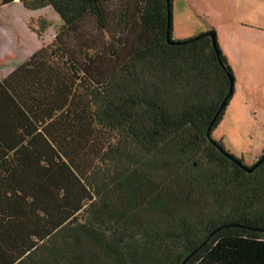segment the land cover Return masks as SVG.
I'll return each mask as SVG.
<instances>
[{
  "label": "trees",
  "instance_id": "trees-1",
  "mask_svg": "<svg viewBox=\"0 0 264 264\" xmlns=\"http://www.w3.org/2000/svg\"><path fill=\"white\" fill-rule=\"evenodd\" d=\"M16 1L62 25L0 78V264H183L219 227L187 264H264V160L212 138L230 99L209 132L235 85L215 29L174 40L173 0L176 44L168 0Z\"/></svg>",
  "mask_w": 264,
  "mask_h": 264
},
{
  "label": "rangeland",
  "instance_id": "rangeland-1",
  "mask_svg": "<svg viewBox=\"0 0 264 264\" xmlns=\"http://www.w3.org/2000/svg\"><path fill=\"white\" fill-rule=\"evenodd\" d=\"M0 7V74L4 76L50 43L62 22L51 7L32 11L19 1ZM210 26L216 29L235 77L233 95L212 138L252 166L264 153V0H173L174 40L197 36Z\"/></svg>",
  "mask_w": 264,
  "mask_h": 264
},
{
  "label": "water",
  "instance_id": "water-1",
  "mask_svg": "<svg viewBox=\"0 0 264 264\" xmlns=\"http://www.w3.org/2000/svg\"><path fill=\"white\" fill-rule=\"evenodd\" d=\"M170 5H171V1L168 0V6H169V11H168V42L170 44H176L177 42L174 41L172 38H171V35H170V28H171V24H172V11L170 9ZM233 94V87L230 89L229 91V94L227 95V97L225 98V100L223 101L221 107L219 108L217 114L215 115L214 119H213V122L212 124L210 125L209 127V132H211L212 130V127H213V124L214 122L216 121V119L218 118V115L220 114V112L224 109V107L226 106L227 104V101L230 99L231 95ZM222 151L224 153H226L227 156H229L231 159H235L233 156H231L230 153H227L225 152L223 149ZM264 160V156L261 157L254 165L252 166H246L244 165L242 162L238 161V160H235L236 163L241 167L243 168L245 171L247 172H253ZM239 226V225H238ZM223 227H219L217 229H215L214 231H212L209 235V237L201 244L199 245L196 249H194L187 257L186 259L183 261V264H187V262L193 257L195 256L208 242L209 240L217 233L219 232ZM255 230H261V229H255Z\"/></svg>",
  "mask_w": 264,
  "mask_h": 264
},
{
  "label": "crops",
  "instance_id": "crops-1",
  "mask_svg": "<svg viewBox=\"0 0 264 264\" xmlns=\"http://www.w3.org/2000/svg\"><path fill=\"white\" fill-rule=\"evenodd\" d=\"M16 2H17V1H16ZM12 4H13V3H12ZM12 4H8V5L11 6ZM21 4H22V3H21ZM6 6H7V5H6ZM23 7H24V6H23ZM0 8H2V7H0ZM211 27L214 28L213 26H210V28H211ZM210 28H209V29H210ZM214 29H215V28H214ZM215 30H216V29H215ZM35 52H36V51H35ZM32 54H33V53H32ZM32 54H31V55H32ZM31 55H29L28 58H29ZM28 58H27V59H28ZM27 59H26V60H27ZM26 60H25V61H26ZM21 63H23V62H21ZM21 63H20V64H21ZM20 64H19V65H20ZM19 65H18V66H19ZM18 66H16V67H18ZM16 67H15V68H16ZM15 68H13L11 71H13ZM11 71H10V72H11ZM10 72H8V73H7L6 75H4V76L0 74V78H4V77H6Z\"/></svg>",
  "mask_w": 264,
  "mask_h": 264
}]
</instances>
